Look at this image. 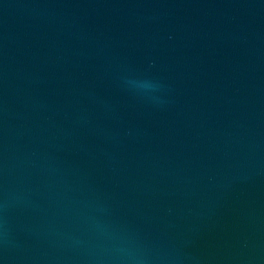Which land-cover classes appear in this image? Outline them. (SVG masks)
Masks as SVG:
<instances>
[{
    "label": "water",
    "instance_id": "95a60500",
    "mask_svg": "<svg viewBox=\"0 0 264 264\" xmlns=\"http://www.w3.org/2000/svg\"><path fill=\"white\" fill-rule=\"evenodd\" d=\"M0 264H264V0H0Z\"/></svg>",
    "mask_w": 264,
    "mask_h": 264
}]
</instances>
